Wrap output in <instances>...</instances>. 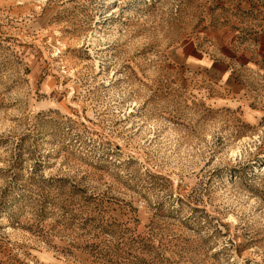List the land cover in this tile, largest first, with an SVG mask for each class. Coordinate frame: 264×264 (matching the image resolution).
<instances>
[{
  "label": "rangeland",
  "instance_id": "1",
  "mask_svg": "<svg viewBox=\"0 0 264 264\" xmlns=\"http://www.w3.org/2000/svg\"><path fill=\"white\" fill-rule=\"evenodd\" d=\"M258 32L264 0H0V264H264V58L180 52Z\"/></svg>",
  "mask_w": 264,
  "mask_h": 264
},
{
  "label": "crops",
  "instance_id": "2",
  "mask_svg": "<svg viewBox=\"0 0 264 264\" xmlns=\"http://www.w3.org/2000/svg\"><path fill=\"white\" fill-rule=\"evenodd\" d=\"M253 39H255V42H253L252 45L248 46L251 42L250 40L246 45H244L249 47L247 49V52H243V50H241L240 53H238L233 50H230V56L228 61L224 60L212 62L208 55L201 53V51L197 50L195 46H185L180 49V52L183 56V61L188 66L201 67V69L205 70H208L210 68L213 72H217L218 75L219 73H221L222 75L224 74L228 76L231 74V72L234 71V68H237L240 65H242L241 67L247 71L253 69L254 66H257L256 64H254L255 62H253L255 60H252L255 59V55H258V59L259 55L264 58V32H258L257 35L253 37ZM235 54L236 57L240 59L239 62H236L237 58L234 57ZM197 62L199 65L197 64Z\"/></svg>",
  "mask_w": 264,
  "mask_h": 264
}]
</instances>
